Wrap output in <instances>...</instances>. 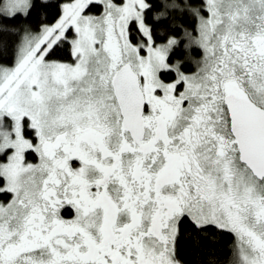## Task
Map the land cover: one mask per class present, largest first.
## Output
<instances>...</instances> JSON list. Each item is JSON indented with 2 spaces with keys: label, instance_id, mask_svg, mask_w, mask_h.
Listing matches in <instances>:
<instances>
[{
  "label": "snow or ice",
  "instance_id": "6c2138e0",
  "mask_svg": "<svg viewBox=\"0 0 264 264\" xmlns=\"http://www.w3.org/2000/svg\"><path fill=\"white\" fill-rule=\"evenodd\" d=\"M33 11L0 26V264H183L180 240L218 264V233L264 264V0H2L0 21Z\"/></svg>",
  "mask_w": 264,
  "mask_h": 264
},
{
  "label": "trees",
  "instance_id": "16d2710c",
  "mask_svg": "<svg viewBox=\"0 0 264 264\" xmlns=\"http://www.w3.org/2000/svg\"><path fill=\"white\" fill-rule=\"evenodd\" d=\"M2 2V0H0ZM37 20V12L33 11L32 15L28 18L27 21L23 17H17L13 21L3 20L0 21V26H19L25 23L35 24ZM194 56H199L198 52L193 53ZM31 135V133H29ZM27 161H33L36 163L38 157L34 154H28L26 156ZM2 183V181H0ZM10 194H0V202H8L10 200ZM65 214H68L65 212ZM215 246L211 250L215 253V259L218 261V264H231L234 253L236 240L232 234L228 233H218L214 237ZM177 254L180 260L183 261V264H200L202 256L199 252L195 251L191 244L186 240H180L177 244Z\"/></svg>",
  "mask_w": 264,
  "mask_h": 264
},
{
  "label": "flooded vegetation",
  "instance_id": "af4514ba",
  "mask_svg": "<svg viewBox=\"0 0 264 264\" xmlns=\"http://www.w3.org/2000/svg\"><path fill=\"white\" fill-rule=\"evenodd\" d=\"M64 215H65L66 217H68V216H70V213H68V214H65V213H64Z\"/></svg>",
  "mask_w": 264,
  "mask_h": 264
},
{
  "label": "rangeland",
  "instance_id": "374dc122",
  "mask_svg": "<svg viewBox=\"0 0 264 264\" xmlns=\"http://www.w3.org/2000/svg\"><path fill=\"white\" fill-rule=\"evenodd\" d=\"M27 162L34 163L33 161H27ZM36 163H38V161Z\"/></svg>",
  "mask_w": 264,
  "mask_h": 264
}]
</instances>
